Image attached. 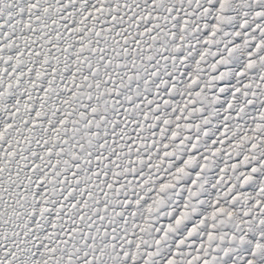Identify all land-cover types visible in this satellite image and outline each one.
I'll use <instances>...</instances> for the list:
<instances>
[{"label": "snow or ice", "instance_id": "6c2138e0", "mask_svg": "<svg viewBox=\"0 0 264 264\" xmlns=\"http://www.w3.org/2000/svg\"><path fill=\"white\" fill-rule=\"evenodd\" d=\"M0 264H264V0H0Z\"/></svg>", "mask_w": 264, "mask_h": 264}]
</instances>
